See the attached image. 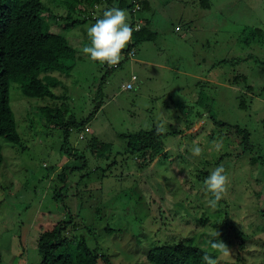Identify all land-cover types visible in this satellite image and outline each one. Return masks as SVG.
Segmentation results:
<instances>
[{
	"label": "rangeland",
	"instance_id": "1",
	"mask_svg": "<svg viewBox=\"0 0 264 264\" xmlns=\"http://www.w3.org/2000/svg\"><path fill=\"white\" fill-rule=\"evenodd\" d=\"M41 1L49 29L70 42L76 61L68 76L52 73L58 99L28 98L10 84L26 149L0 140V264H40L38 244L55 239L58 227L112 264H148L149 247L178 239L218 264H264V0H143L134 59L109 73L81 50L96 22L91 12L102 18L116 3L95 4L85 23L63 29L66 15L85 17L79 5ZM132 75L133 88L123 91ZM44 107L63 113L60 126L47 122ZM86 121L69 129L66 154V123ZM158 126L163 146L139 166L140 155L125 151L128 137ZM230 126L247 130L255 148L242 152ZM221 165L227 192L211 206L204 181Z\"/></svg>",
	"mask_w": 264,
	"mask_h": 264
},
{
	"label": "trees",
	"instance_id": "2",
	"mask_svg": "<svg viewBox=\"0 0 264 264\" xmlns=\"http://www.w3.org/2000/svg\"><path fill=\"white\" fill-rule=\"evenodd\" d=\"M114 2L115 6L126 9L129 13L130 25L134 29L136 21H141V18L137 16L141 7L135 12L133 8L136 2L139 6L144 3L145 7L143 0L131 2L128 0H72L73 5L80 7L78 17L80 15L85 17L72 20L70 15H66L63 29H73L85 23L91 18L87 17L89 16L88 10L95 4L105 3L107 7H110L114 5ZM46 11L47 7L41 0H0V140L23 150L26 148L22 144L9 104L10 84L16 83L21 93L28 98L58 99L59 97L51 89L59 84V80L52 73L68 76L76 61V51L70 42L64 36L49 29V24L44 19ZM96 19L93 20L96 21ZM141 30L142 28L139 31ZM257 32H252L253 36L259 35ZM132 48L133 45L130 44L126 53ZM102 66L106 68V73L114 69L108 68L107 64H102ZM42 111L49 124L53 123L56 127L62 124L63 113L59 109L44 107ZM86 123L87 121L66 123L62 148L66 154L70 153L68 149L69 129L81 126L83 128ZM229 129L230 134L236 135L239 139L238 144L243 149L242 152L255 148L250 142V134L247 130L238 126H230ZM161 137V132L157 134L156 128L137 132L128 137L125 151L130 155H140L137 164L143 166L151 161L163 146ZM154 148L156 151L152 152ZM71 157L77 158V154H72ZM258 159H251V162L255 163ZM1 160L0 145V162ZM65 177L64 174L58 176L63 184ZM57 191L61 190H56L55 198L58 196ZM67 223L63 222L62 227H66ZM81 242L82 247L79 248V240L69 241L66 237H62V228L58 227L55 239L49 236L38 244L40 264H98V262L112 264L108 256L88 247L84 239H81ZM205 253L213 256L212 253L188 240L178 239L171 242L158 241L148 248L145 259L148 264H203L201 258Z\"/></svg>",
	"mask_w": 264,
	"mask_h": 264
},
{
	"label": "clouds",
	"instance_id": "3",
	"mask_svg": "<svg viewBox=\"0 0 264 264\" xmlns=\"http://www.w3.org/2000/svg\"><path fill=\"white\" fill-rule=\"evenodd\" d=\"M133 27L128 20V13L113 6L103 12L102 18L96 19V22L87 29L89 45L82 48V53L89 56L92 61L108 66H116L123 59V52L133 40ZM162 129L157 127V134ZM194 156L201 154V149L196 147L192 153ZM229 182L225 168L217 166L208 178L204 181L206 190L212 194L214 199L209 201L211 206H215L224 194L227 192ZM219 234V233H218ZM211 249L221 255H227L230 251L228 246L222 242L209 241ZM203 264H218L219 257H213L205 253L202 256Z\"/></svg>",
	"mask_w": 264,
	"mask_h": 264
},
{
	"label": "built area",
	"instance_id": "4",
	"mask_svg": "<svg viewBox=\"0 0 264 264\" xmlns=\"http://www.w3.org/2000/svg\"><path fill=\"white\" fill-rule=\"evenodd\" d=\"M94 7L96 8L97 6L94 5ZM139 8H140L139 3L136 2V3H135V6H134V8H133V12L139 10ZM106 10H107V9H106ZM103 12H104V11H103ZM103 12H102V13H103ZM91 14H92V16H93V19L98 18L97 16L94 15V14H95L94 11H92ZM140 28H141V21L138 20V21H136V25H135V27H134V30H139ZM177 29H178V28H176V30H177ZM134 54H135V53H134V49L132 48V49H130L126 54H123V58L127 57V58H129V59H132V58L134 59ZM117 66H118V65H116V66H108V68H117ZM135 81H136V76L132 75V76H131V81L128 82V83H126L125 85H123V86H122V90H123V91L131 90V89L133 88V83H134Z\"/></svg>",
	"mask_w": 264,
	"mask_h": 264
}]
</instances>
